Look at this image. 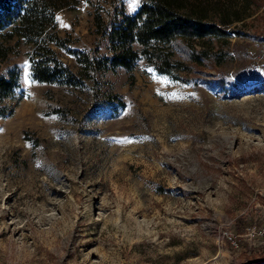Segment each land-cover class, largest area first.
<instances>
[{
    "label": "rangeland",
    "instance_id": "obj_1",
    "mask_svg": "<svg viewBox=\"0 0 264 264\" xmlns=\"http://www.w3.org/2000/svg\"><path fill=\"white\" fill-rule=\"evenodd\" d=\"M141 1L82 0L56 12L57 32L106 54L94 13L109 27ZM253 1L234 6L250 15L229 27L220 67L233 95L144 61L78 88L40 84L32 46L11 41L0 75L22 74L0 117V264H264V0Z\"/></svg>",
    "mask_w": 264,
    "mask_h": 264
},
{
    "label": "trees",
    "instance_id": "obj_2",
    "mask_svg": "<svg viewBox=\"0 0 264 264\" xmlns=\"http://www.w3.org/2000/svg\"><path fill=\"white\" fill-rule=\"evenodd\" d=\"M81 1L0 0V67L12 54L11 41L16 39L32 46L28 76L36 83L78 88L90 72L115 68L132 72L144 61L180 82H210L219 91L234 94L220 67L228 56L229 33L233 32L229 27L250 15L234 9L244 0H142L133 14L121 8L109 27L95 12L94 33L108 41V53L100 56L68 46L57 32L56 12ZM50 44L72 55L80 71L75 73ZM209 70L215 71L212 80L206 78ZM21 74V68L13 65L0 75V117L14 111L15 104L4 101L12 100L21 89Z\"/></svg>",
    "mask_w": 264,
    "mask_h": 264
}]
</instances>
